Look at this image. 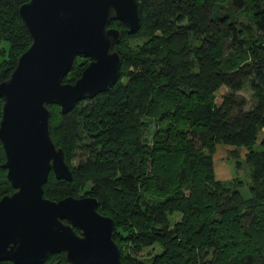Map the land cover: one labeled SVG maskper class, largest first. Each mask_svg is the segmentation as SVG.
Here are the masks:
<instances>
[{
    "label": "trees",
    "instance_id": "obj_1",
    "mask_svg": "<svg viewBox=\"0 0 264 264\" xmlns=\"http://www.w3.org/2000/svg\"><path fill=\"white\" fill-rule=\"evenodd\" d=\"M26 1L0 0V83L30 44L17 14ZM139 1L135 33L108 23L120 34L115 84L64 115L47 106L71 180L49 172L42 198H95L113 222L119 264H264V0ZM88 63L74 57L61 82ZM218 144L246 150L249 198L240 181L214 179ZM77 148L85 156L71 166ZM12 192L0 169V198ZM43 264H65L64 254Z\"/></svg>",
    "mask_w": 264,
    "mask_h": 264
},
{
    "label": "water",
    "instance_id": "obj_2",
    "mask_svg": "<svg viewBox=\"0 0 264 264\" xmlns=\"http://www.w3.org/2000/svg\"><path fill=\"white\" fill-rule=\"evenodd\" d=\"M17 14L30 44L0 83V169L13 189L0 198V262L43 264L62 253L65 264H119L113 222L96 212L95 198H42L49 172L57 181L71 180L49 136L47 106L64 115L115 84L120 59L111 49L120 34L108 23L135 33L140 1L27 0ZM76 56L89 63L72 84H64Z\"/></svg>",
    "mask_w": 264,
    "mask_h": 264
},
{
    "label": "rangeland",
    "instance_id": "obj_3",
    "mask_svg": "<svg viewBox=\"0 0 264 264\" xmlns=\"http://www.w3.org/2000/svg\"><path fill=\"white\" fill-rule=\"evenodd\" d=\"M227 90L225 88H220L215 93L214 101L218 104L221 97L226 94ZM245 100V106L243 110H248L251 105V99L249 96V91L244 86V88L238 93ZM262 135H258L256 139L255 146H257ZM246 150L243 147L234 148L225 145H215L213 153L211 155V165L213 177L219 182H230L231 180H238L241 185L238 191L242 198L247 199L250 197L248 190L249 185V167L245 163L244 155ZM84 151L80 148L75 150L74 156L70 161L71 166L76 165V163L83 159ZM178 216L173 217V221H177ZM158 249L156 247L145 249L141 253V257H146L147 254L157 253Z\"/></svg>",
    "mask_w": 264,
    "mask_h": 264
},
{
    "label": "flooded vegetation",
    "instance_id": "obj_4",
    "mask_svg": "<svg viewBox=\"0 0 264 264\" xmlns=\"http://www.w3.org/2000/svg\"><path fill=\"white\" fill-rule=\"evenodd\" d=\"M105 217V216H104ZM64 223V222H63Z\"/></svg>",
    "mask_w": 264,
    "mask_h": 264
}]
</instances>
